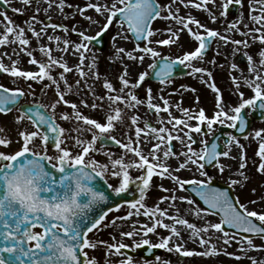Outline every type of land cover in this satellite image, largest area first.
I'll use <instances>...</instances> for the list:
<instances>
[{
	"label": "snow or ice",
	"instance_id": "1",
	"mask_svg": "<svg viewBox=\"0 0 264 264\" xmlns=\"http://www.w3.org/2000/svg\"><path fill=\"white\" fill-rule=\"evenodd\" d=\"M10 0H3L4 4H9ZM24 4H30L31 0H22ZM181 4H185V0H179ZM214 2V0H213ZM176 3V0H171V3L167 5H161L158 0H112L111 5L88 3L85 7L95 9V11L101 15L107 12L106 22L100 28V30L94 35H86L83 31L78 34L81 36L82 41L75 45L77 52H80V65H77L79 75L83 77L85 72L81 65L85 59L83 52L89 50V43L95 42L101 37L113 23L114 18L118 17L119 26L123 29L126 26L127 32L132 33L137 41H146L141 46L137 43L135 50L144 53L139 57L133 55L132 52H126L127 57L130 60H139L143 62L145 55H149L153 58L152 63L148 65V68L154 70L155 77L161 84L171 82L172 73L177 64L184 67H190L191 61L194 59H202L205 51L209 47L213 38H219L224 40L225 43L229 41L228 36L221 35L218 31L207 28L206 25L201 24L199 20L189 16L187 18L178 15L179 8L174 13L172 11V5ZM208 0H201L197 3L196 0H186L187 5H192L195 8H201L206 5ZM235 3L240 5L242 0H223L221 15H226L229 5ZM260 5L259 9L253 7V5ZM64 5V0H60V7ZM119 5V6H118ZM167 11V15L162 16L163 11ZM15 12H22L21 8L13 9ZM39 11V9H37ZM81 15H83L84 9H78ZM254 11H259V15H252ZM4 32L0 33V46L7 45L9 43H18L21 51H25L31 58L30 63L38 65V71H24L17 67L18 61H13L12 66L9 68L2 60H0V71L7 72L13 77H20L24 79H31L34 81L43 80L47 78L53 85L57 94V99L48 104L36 103L33 106H20L16 107L19 99L25 95V92L21 88H7L0 84V113L7 114L16 108L20 115L16 116L17 123L27 119L35 130H21L18 133L19 139L17 143L20 147L12 152L0 151V264H97L95 257L89 258L85 249H95L98 244L105 246V258L106 264H111L107 260L110 255H124L121 249H127L130 246L124 243H108L107 241H92L88 238V234L93 229H98L101 222L105 220L108 212L112 211V208L106 210H97L98 206L102 203H106L110 195L119 197L128 191L130 184L133 182H139V200L125 201L130 209H135V214L140 215V209H145L143 215L149 217L153 222L151 226L144 224L141 226L139 232L133 227V231L122 232L123 237H132L133 235L142 234L147 237L149 233H155L156 228L162 227L169 230V235L164 236L158 243H152L150 239L144 238L134 243L135 248H141L147 246V251L151 252L153 249L160 248L166 249L169 252L175 251L181 256H192L194 253L191 250L183 249V245L174 243L169 246V242L173 237H180V231L176 225L185 226L190 229V239L199 237V243L201 246L210 243L211 237L207 240L200 234L207 233L209 229L216 230L222 233V239L224 244H228L234 239V236L225 230L224 226H230L245 233H252L261 239H264V212H257L255 210H248L244 203H239V198H236L234 202L233 198L229 195L228 191H221L216 188H212L211 178L208 177V173L203 171L205 163L212 164L214 161L217 163V167L221 173L225 170V166L219 162L220 157L230 156L231 146L235 144L241 149L239 168L237 169V175L241 177L240 180L232 179L230 183L232 185L243 186V182L248 179L243 171L247 165V159L243 152V145L239 143L238 138L235 135L229 134L225 140V147L227 150H218L220 148L219 143L214 138L211 143L207 140H201L199 143L202 148L199 152L191 147L197 141L193 138L192 132L203 134L202 125L207 129V134H213L214 125H225L226 122L229 128L236 129L241 133L245 132L247 125V118L245 109L252 111L259 110L264 114V48L258 52L259 60L254 61L253 57L248 53H244L248 65V71L255 73L251 78H245L244 84L249 87L253 95L247 99L244 98V93L239 92V81L237 77L232 76L231 80L237 89L239 102L235 106L231 107L228 111L224 110L222 95L220 89L214 82L210 83L211 89L216 93V111L209 117L205 114L204 109H199L198 112H190L188 108H180L179 110L184 113L187 120H196L197 123L192 125L185 122V119H180L171 116L169 112L168 123L172 125V129L181 132L184 129H188L185 132V137L188 140L186 145V151L180 153L185 157L184 161L179 165V168H185L189 164L196 165L197 170L200 171V175L208 177L206 180H184L181 181L179 177L172 175L169 172V166L160 160V157L156 153L160 149V143L153 146L149 155L152 156V161L148 156L142 154L139 147H133L131 138L129 143H122L111 133L115 129L116 125L123 124L124 122V110L118 105L123 103L126 108H134L137 105L143 103L136 94L132 91L139 87L146 77L149 76V72L143 71L138 74V78L135 82L130 81L126 77L128 76V68L125 67L122 74L118 76L121 87L119 93L115 95L100 96L98 99L109 101L108 111L105 115V122L101 123L96 119L90 118L77 109L75 103L64 98V92L60 90L59 81L51 75V69L54 66H59L63 69L59 73L60 80H63L67 90H71V86L67 85V80L64 77V73L72 71L68 65L60 60L52 57L51 48L44 46L40 47V51L47 57L46 61H37L33 56L32 51H29L25 46L29 45L30 41L25 37L24 28L18 25H13V21L3 13ZM157 18L165 20H174L181 25L180 28L175 30L171 26L165 29L169 33L168 38L155 41L159 45H170L179 39L180 32L187 30L191 37L198 41V46L193 50L186 52L182 57H177L175 60L170 57H163L158 51H156L151 45L152 41L149 39L155 35V31L151 25ZM35 20L36 17H32ZM91 19V17H87ZM211 19L214 22L216 20L215 15H211ZM249 19L253 23H260L261 27H254L249 29L248 32L261 33L258 36H253V40H258L264 43V0H249ZM27 23V22H25ZM239 21H234L229 24L227 30L236 28V24ZM195 25L197 29H203V32L194 30L189 25ZM46 25L45 27H48ZM52 28H61L62 25L52 24ZM67 31V29H64ZM33 36L39 40L41 32H36L35 29H31ZM73 31H76L74 28ZM248 33H242L247 35ZM12 35L14 39L9 40V36ZM116 36H120L123 39H128L123 32H118ZM116 36H113L115 41ZM49 41L55 40L57 47L61 38L59 36H49ZM235 45L243 44L248 47L246 40H233L231 41ZM64 45L69 44L68 40L63 41ZM61 51H67V47L60 49ZM83 50V51H81ZM238 50V49H237ZM124 48L116 49L117 54L125 53ZM18 55V53H16ZM7 55V53H5ZM158 58V59H157ZM96 57H92V64L90 68H95ZM231 67L235 69L236 64H232ZM257 67L261 71H257ZM193 73H202L211 77L212 73L205 68H193ZM95 78L99 79V73H95ZM80 83L79 80L76 81ZM29 87H31L29 85ZM48 87V85H45ZM103 87L108 90L109 93L116 92L113 84L107 79L103 82ZM125 89H128L125 92ZM43 91V90H42ZM89 91L91 88L89 87ZM147 106L149 109H154L157 113L161 110L168 112L169 102L164 100V108L157 104L152 103L151 88L147 90ZM193 91H195L193 89ZM163 99V97H161ZM199 98L197 97V102ZM87 105L86 101H81ZM63 103L70 105L73 109V113L67 112L60 115L62 120H74L77 123L76 127L72 129L78 135L72 136L71 140L74 142L75 147L79 151L73 153L72 149L67 146L69 137L65 135L66 129L61 127L57 122L55 109L58 104ZM117 105V106H113ZM92 108H96L97 104L92 103ZM231 113V114H230ZM138 117H131V124L137 125ZM163 122V121H161ZM183 125V128L177 126ZM146 129L155 135V138L161 142H168V148L163 152L165 158L169 156H175L177 153L172 151L171 141L173 139L181 140V136H173L168 128L161 127L159 129L152 127L150 124H145V128L135 127L136 144H139V138L141 133H146ZM4 129L0 127V132ZM91 133V139L83 138V133ZM162 133H168L167 137L161 135ZM264 129L255 130V138L259 139L258 150L256 156L259 157V164L257 171L264 173V137H262ZM247 138V137H245ZM38 142V146H37ZM97 142L100 143V147H97ZM114 142L116 145L124 149V154L119 158H113L112 153H105L109 158L111 166V175L113 177H120V183L118 186L113 187L107 185L111 189L110 194L93 184V181L97 179L103 180L106 173L109 171V164L101 163L96 160L92 153L102 151L105 143ZM12 141L7 136H0V147H9ZM49 144L54 149V154L50 155L48 152ZM128 153H132L137 159H129L125 161L124 156ZM87 158V159H86ZM137 168L141 170V175L133 178L130 175L129 169ZM178 170V169H177ZM154 175H159L161 178L168 176L174 182L179 184L181 189L185 185H195L191 191L199 195L204 203L209 206V209L219 210L223 213L222 219L218 223H209L204 227H198L193 223H189L188 220L180 218L178 216L168 217L173 223H164L163 217L167 216L166 210L160 209L158 206L151 208L146 207L142 203L145 199L147 190L150 187L151 179ZM163 191H168L160 185ZM253 192L255 189L252 190ZM161 200L171 199L175 201L176 197H161ZM181 200H187L188 203H194L187 197H180ZM255 203V201H251ZM121 205L116 204L118 209ZM209 209L196 208L194 213L200 215L201 212L207 213ZM134 212L129 210L125 217H117L111 221L115 224L116 219H128ZM160 217V218H158ZM107 226V225H104ZM40 230L37 231L36 229ZM115 237H113V240ZM241 251H248L249 249H257L264 247L261 245H255L253 239L250 236H245L242 240L238 241ZM247 244L248 248H244V244ZM113 250H115L113 252ZM224 251L223 248L217 249L212 245L208 250L202 253H195L197 255L210 256L216 255L219 252ZM227 255H233L232 253H226ZM239 259L240 257H236ZM159 260V257H156ZM253 264H257L254 258H252ZM118 264H133L132 256L128 255L125 259H122ZM145 264H149L145 261ZM264 264V262H262Z\"/></svg>",
	"mask_w": 264,
	"mask_h": 264
},
{
	"label": "rangeland",
	"instance_id": "2",
	"mask_svg": "<svg viewBox=\"0 0 264 264\" xmlns=\"http://www.w3.org/2000/svg\"><path fill=\"white\" fill-rule=\"evenodd\" d=\"M158 1L162 6L171 3V0ZM242 1L243 4L238 7V12L236 14H232L227 10V14L222 16L223 0H214V2L213 0H208V3L201 8H195L190 4L185 6L186 0L185 4H181L179 0H176V3L172 5V11L174 13L176 12V9L179 8L178 15L185 18L191 16L199 20L200 23L206 25L207 28L214 29L221 35L228 36L230 38L229 41L225 43L224 40L214 38L208 54L203 55L202 59H194L190 62L191 66L187 67L188 73L186 76L175 77L171 79L170 83L166 84L145 79L139 87L132 89L134 94H136L143 103L134 108H126L123 103L118 105L124 110V122L123 124L118 123L111 134L121 140L122 143H129V138H131L133 147H139L142 154L148 156L150 161H152V156L149 155L150 151L155 144L160 143L161 146L156 155L160 157L161 161L169 166V172L172 175L179 177L181 181L193 179L206 180L208 177L200 175V171L197 170L196 165L189 164L185 168H179V165L185 159L183 155L179 154L187 150L186 145L189 143L184 135L188 129L185 128L184 131L181 132L173 130L172 125L168 123L169 112L171 113V116L185 119L186 123L192 125L196 124L197 121L187 120L184 113L179 110L177 105H179L180 108H188L190 112L193 113L198 112V110L202 108L204 109L205 114L211 117L216 111V93L209 86L212 82H214L220 89L224 110L228 111L239 102L237 89L231 80L232 76L237 77L240 84L238 91L244 93L245 99L253 95L252 90L244 84V79H251L255 73H250L248 71V65L244 53H248L253 57L254 61L258 62V52L264 48V43L252 39L253 36H258L261 33L248 32L249 29L254 27H261V24L250 21L249 0ZM196 2L200 3L201 0H196ZM88 3H99L102 5L108 4L110 6L112 0H64L62 8L60 7V0H31L30 4H24L22 0H10L9 4H7L10 10L7 11L0 6V13L6 14L13 21L14 26L18 25L24 28L25 37L30 41L29 45L25 47L29 51H32V54L37 61L47 60L45 54L40 51V47L44 46L51 48L53 58L66 63L68 67L72 69V71L64 73L67 85L71 86L70 91L67 90L64 81L59 78V73L62 72L63 69L58 65L54 66L51 69V75L59 81L60 90L64 92V98L66 100L75 103L77 109L84 115L103 123L105 122V115L108 111L109 101L106 98L100 100L98 97L106 96V94L115 95L119 93L121 84L118 80V76L122 74L125 67L128 68V76L126 78L132 82L137 80L140 72L147 71L150 74L151 69L148 68V65L152 63L153 58L149 55H145L143 62H140L139 60H130L126 55V52H132L133 55L137 57L144 55V53L135 50L137 43L134 41L130 32H127L126 26L122 29L119 26V21L114 19L113 23L105 33L103 48L98 49L96 45L89 43V50L83 52L85 59L81 67L86 75L81 77L76 67L77 65H80V52L76 51L75 45L81 42H87L82 41V38L78 33L83 31L86 35L94 36L106 22V16L108 15L107 12H104V14L101 15L97 13L95 9L86 8L85 6ZM232 5L233 4L229 5V7ZM253 7L259 9L260 5L256 4L253 5ZM16 8H21L22 12L18 13L13 11V9ZM37 9H39V11H37ZM78 9H84L83 15H81ZM251 14L259 15L260 13L259 11H254ZM163 15H167L166 10L162 12V16ZM211 15H215L216 17L214 22L211 19ZM33 16L36 17L35 20L31 19ZM87 17H91V19L89 20ZM237 20L239 23L236 24V28H233L230 31L227 30L229 24ZM4 23V15L0 14V33L4 32ZM52 24L62 25L63 27L54 29L50 26ZM46 25L49 26L45 27ZM169 26H171L173 30L181 27V25L174 20L160 18L154 20L151 25L156 31L155 35L149 38L152 41L149 46L158 51L161 56L176 59L177 57H182L186 52L193 51L198 46V41L191 37L187 30L180 32L179 39L173 44H156L155 41L168 38L169 33H167L165 29ZM189 26L193 27L194 30L200 32L204 31L203 29H197L195 25L190 24ZM65 28L67 31L64 30ZM74 28L76 31H73ZM31 29H35L36 32H41V29H44V31L41 32L39 40L33 36ZM118 32H123L128 39L116 36ZM242 33L248 34L242 35ZM49 36H59L61 38L59 48L57 47V42L55 40H48ZM113 36H116L115 41L112 39ZM12 39H14V37L10 35L9 40ZM64 40L69 41L67 46L64 45ZM233 40H246L248 42V47H245L243 44L235 45L231 42ZM145 43L146 41L140 42L141 46ZM65 47H67V51L60 50ZM121 47L126 50L125 53L117 54L116 49ZM5 53H7V55H5ZM16 53H18V55ZM240 55H243V60L239 59ZM93 56L96 57L95 68H90ZM30 59L31 58L25 51H21L18 43H9L0 46V60H2L9 68L12 66L13 61H18L16 66L21 70L33 72L38 71V65L30 63ZM232 64H236L237 67L233 69L231 67ZM197 67L208 69L212 73L211 77L202 73H193V68ZM256 70L261 71L259 67H257ZM95 73H99V79L95 78ZM105 79L113 84L114 88L117 90L116 92L109 93L108 90L103 87ZM77 80L80 81L79 84L76 83ZM0 83L5 87H15L24 90L25 95L22 97L20 104L40 103L48 105L57 99L55 85H53L47 78L34 81L31 79L13 77L9 73L3 72L0 77ZM29 85L31 87H29ZM45 85H48V87H45ZM89 87L91 88V91H89ZM262 87H264V85H262ZM148 88H151L152 90V103L159 105L161 109L164 108V100L169 102L168 112L161 110L157 113L154 109L148 108L146 91ZM193 89L195 91H193ZM127 91L128 89H125V92ZM161 97H163V99H161ZM197 97L199 98L198 102ZM81 101H86L88 106H85ZM92 103H96L97 107L92 108ZM113 106L115 107L117 105ZM17 107L20 106L18 105ZM251 111L252 110L246 109L247 115L250 116ZM55 112L57 122L61 127L67 130L65 133V135L69 137V140L66 142L67 146L72 149L73 153L79 151V149L75 147L71 137L78 135L72 129H74L77 123L80 122L60 119L62 113L67 112L72 114L73 109L70 105L60 103L57 105ZM18 115H20V112H18L16 108L7 114L0 113V127L4 129L3 132H0V136H7L12 141L9 147H0V151L12 152L18 149L20 147L17 143V140L19 139V131L35 130L27 119L17 123L15 118ZM132 116L138 117L137 125L131 124ZM146 123L157 129L161 127L168 128L173 136L179 135L182 137L183 143L181 140L176 139H173L170 142L174 145V150L172 149V151L177 153V155L165 158L163 152L167 150L168 142H161L156 139V134L151 133L147 129V134L141 133L139 144H136L137 138L135 136V127L139 126L140 128H145ZM227 123L228 122H226L224 126H227ZM219 126L221 125H214L213 134L218 131ZM177 127L183 128V125ZM251 128V131L245 136L247 138L237 137L239 143L243 145V152L247 159V165L243 171L248 179L243 182V186L232 185L230 183L232 179H241V177L237 175L241 149L235 144L231 146L230 152V156L235 157V159L221 157L219 162L225 166V170L221 173L216 165L211 170V178H215L220 182H225L231 185L236 197L239 198V203H244L248 210H255L259 213L264 212V173L257 171V164H259L257 161L259 160V157L255 154L258 150L260 138H255L251 133H254V131L258 129H264V120L254 121ZM202 129L203 134L195 132L191 133L193 138L197 140V143L192 144L191 147L197 152L202 148V145L199 142L202 139L209 141L213 135L207 134V129L204 125H202ZM230 129L229 132H225L226 136L229 134L233 135V130L232 128ZM161 135L167 137L168 133H162ZM262 137H264V133H262ZM83 138L91 139V133L84 132ZM97 147H100L99 142H97ZM224 150H227L226 147ZM48 152L52 155L54 154V149L48 147ZM109 152L113 154V158L115 159L124 154V149L120 146L117 148L103 146L102 151L92 153L91 155L101 163L109 164V171L106 173L105 179H107L113 187H116L120 183V177H113L110 174L112 169L109 158L105 155V153ZM124 158L125 161H128L129 159L138 160V158L134 157L132 153H128ZM253 159L256 163L255 166ZM203 171H205V169H203ZM129 172L133 178L141 175V170L137 168L129 169ZM133 183L139 188V182ZM160 185H163V188L168 191H163ZM186 186L187 185L181 189L179 184L174 182L168 176L161 178L159 175H154L142 203L148 208L158 206L160 209L166 210L167 216L161 219H163L164 223L170 225L173 223V221L168 218L170 216H178L186 219L189 223H193L198 227H204L209 223L220 222V218L209 211L207 213L201 212L200 215L194 213L196 208H205L191 196V194L185 189ZM253 189H255L254 192L252 191ZM171 196L176 197L175 201H172L171 199H160L161 197ZM180 197H187L194 203L190 204L187 200H181ZM251 201H255V203H252ZM129 210L134 212L130 218L116 219L115 224L111 223L114 218L125 217ZM144 210L145 209H140L141 214L136 215L135 209H130L128 204H123L120 208L111 211L105 217V220L101 222V225L98 226L99 230L94 229L88 234V238L92 241H107L108 243H124L129 245L130 247L127 249L132 252V255L130 256H132L133 264H145V261H148L149 264H249V261L247 262V257L249 259L254 257L257 264H262V262H264V247L259 248V250L254 248L249 249L246 252L241 251L240 244L238 243V241L241 240L239 236L236 237L233 235L234 239H232L230 243L224 244L222 233L212 229H209L207 233L202 232L200 234L206 240L211 237L210 243L201 246L199 243V237L190 239L191 230L182 225H176L180 231V237H173L169 242V246L171 247L174 243L182 244L183 249L193 251L194 254L192 256H181L175 251L169 252L166 249H161L160 253L154 258H143L138 251L139 248L133 246L135 242L147 238L155 244L158 243L162 237L169 235V230L158 226L156 232L149 233L147 237H144L142 234L133 235L132 237L121 236L122 232L133 231V227L139 232L142 225L147 224L151 226L153 221L142 214ZM113 237H115L114 240ZM253 243L255 245L264 246V239L253 238ZM212 245L217 249L223 248L224 251L210 256L195 254L208 250ZM244 248H248L246 243L244 244ZM85 251L88 253L89 258H96L97 264H106L104 245L98 244L95 249H85ZM114 251L115 250H113V252ZM121 252L124 253V255H110L107 257V260L110 261L111 264H118L120 260L125 259L126 256L129 255L123 249H121ZM226 253H232L233 255H227ZM156 257H159L160 259L157 260ZM236 257H245L246 260L245 258L237 259Z\"/></svg>",
	"mask_w": 264,
	"mask_h": 264
},
{
	"label": "water",
	"instance_id": "3",
	"mask_svg": "<svg viewBox=\"0 0 264 264\" xmlns=\"http://www.w3.org/2000/svg\"><path fill=\"white\" fill-rule=\"evenodd\" d=\"M237 7H238V5H235L234 8H232L230 11H232L233 13L237 12L236 11L237 10ZM95 43L98 44L99 48H102V44H100V41L99 40H96ZM209 48H210V45L207 48V50L205 51V53L209 51ZM180 66L181 65H179V64H177L175 66V69H174V71L172 73V77L173 76H176V75H183V74L186 73V69L184 67L181 68V69H179ZM0 74H1V71H0ZM149 79H151V80H158L155 77V75H154V70L152 72V75L149 77ZM24 107H28V105H24ZM263 118H264V114H262L261 111H259V110L258 111H253V118H247V125H246L245 132L244 133H241L238 130V128H236L234 130L235 136H241V137H243L244 135H246L251 130V125L253 124V120L254 119L255 120H260V119H263ZM219 129H220V132L219 133H216L212 137L210 143L215 138L217 140V142L219 143V145H220V148L218 150H223L224 145L220 143V139L223 138V140H226V137L224 136V131L225 130H229V129H227L225 127H222V126ZM105 144L106 145H116L114 142H107ZM215 164H216L215 161L212 164L205 163V169H206V171H209ZM93 184L96 187L104 190L106 192V194H110L111 193V190L107 187V183H106L105 180L97 179L96 181H93ZM210 186L212 188H216V189H219L221 191H228L229 192V195L233 198L234 202L236 201V197H235V195H234V193L232 191V188L230 186H228L226 184H222V183L218 182L215 179L211 181ZM192 187H195V185H189L187 187L188 191H190L192 193V195L194 196V198L196 200H198L204 207H206L207 209H209V206L204 203L203 199L199 195H197L195 192H192L191 191ZM139 194H140L139 191L136 190L133 185H130L128 191L126 193H124V194H121V196L116 197V196L110 195L109 200L106 203L100 204L98 206V209L97 210H106L107 208H114L116 204H121V203H123L125 201L137 200L138 197H139ZM209 210L212 213L217 214L222 219V216H223V213L222 212H220L219 210H214V209H209ZM224 227H225V230L226 231H231L235 235L237 234V235H240L242 237L250 236L251 238L252 237H258L255 234L245 233L242 230H239V229H236V228L227 226V225L224 226ZM141 251H142V254L144 256H147V257L154 256L155 255V253H150L149 251H147V247L141 249Z\"/></svg>",
	"mask_w": 264,
	"mask_h": 264
},
{
	"label": "flooded vegetation",
	"instance_id": "4",
	"mask_svg": "<svg viewBox=\"0 0 264 264\" xmlns=\"http://www.w3.org/2000/svg\"><path fill=\"white\" fill-rule=\"evenodd\" d=\"M36 230H37V231H39L40 229H39V228H37Z\"/></svg>",
	"mask_w": 264,
	"mask_h": 264
}]
</instances>
